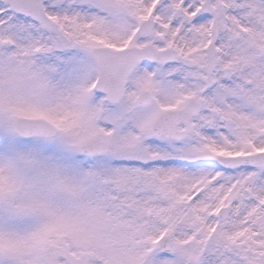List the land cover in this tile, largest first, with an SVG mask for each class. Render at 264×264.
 I'll return each mask as SVG.
<instances>
[{
    "label": "snow or ice",
    "instance_id": "1",
    "mask_svg": "<svg viewBox=\"0 0 264 264\" xmlns=\"http://www.w3.org/2000/svg\"><path fill=\"white\" fill-rule=\"evenodd\" d=\"M0 264H264V0H0Z\"/></svg>",
    "mask_w": 264,
    "mask_h": 264
}]
</instances>
